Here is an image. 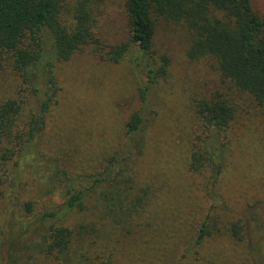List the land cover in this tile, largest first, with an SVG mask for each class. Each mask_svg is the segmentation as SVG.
<instances>
[{"label":"rangeland","instance_id":"374dc122","mask_svg":"<svg viewBox=\"0 0 264 264\" xmlns=\"http://www.w3.org/2000/svg\"><path fill=\"white\" fill-rule=\"evenodd\" d=\"M250 3L264 19V0ZM124 6L125 0L96 2L93 32L105 51L130 36ZM191 39L185 23L155 21L152 52L157 61L165 56L168 66L166 75L150 85L143 154L128 162L129 198L105 202L100 194L106 187L101 186L85 203L84 212L63 220L62 226L75 237V253L100 257L99 264H264V107L224 83L213 59L190 60ZM132 56L113 64L100 60L88 46L53 65L59 91L42 132L18 164L16 151L5 163L0 152V244L10 236V227L19 231L43 213L58 210L62 199L49 185L58 171L69 176L96 174L124 144L125 124L141 107L138 85L146 82L134 72ZM25 89L12 61L0 57V105L25 102L20 127L37 111L35 97ZM216 94L229 101L234 116L229 128L217 135L226 147L215 193L221 200L214 212L216 227L195 246L210 202L209 170L189 171L200 130L193 104ZM211 135L206 142L213 141ZM130 201L137 202L135 210ZM26 204L31 205L30 213ZM234 223L241 229L240 240L230 233Z\"/></svg>","mask_w":264,"mask_h":264},{"label":"trees","instance_id":"16d2710c","mask_svg":"<svg viewBox=\"0 0 264 264\" xmlns=\"http://www.w3.org/2000/svg\"><path fill=\"white\" fill-rule=\"evenodd\" d=\"M96 2L0 0V57L12 61L13 71L37 104V111L32 112L21 127L18 121L25 102L8 100L0 105L3 163L9 162L16 151L18 164L42 132L46 115L59 91L52 71L55 63L66 62L81 48L91 46L100 60L113 64L133 55L130 64L134 72L141 73L139 76L146 79L145 84L138 85L141 107L125 124L124 144L96 174L69 176L65 171H58L51 177L50 192H58L62 204L56 211L43 213L30 225H21L19 231L10 227V236L0 244V264H34L44 260L55 264H99L100 257L89 258L73 251L75 237L62 226V222L74 212H84L85 203L101 186L106 187L100 194L105 202L116 198L125 202L129 198L128 162L143 154L144 109L150 85L156 78L166 75L168 66L165 56L157 61L152 52L157 19L185 23L192 37L188 58L192 61L213 59L224 83L248 95L259 107H264V19L253 11L250 0H125L130 36L126 42L108 47L107 51L93 32ZM193 108L200 130L195 135L189 171L200 174L209 170L206 189L209 214L202 222L194 243L200 246L216 227L218 217L214 212L221 200L215 193L226 147L224 142L218 141L217 135L229 128L234 110L220 94L196 100ZM210 133L213 134L212 142H208ZM122 162L125 163L115 172ZM130 204V209L135 210L133 205L137 202L130 201ZM25 209L30 213L31 205L26 204ZM230 233L235 239H241L238 223L230 226Z\"/></svg>","mask_w":264,"mask_h":264}]
</instances>
